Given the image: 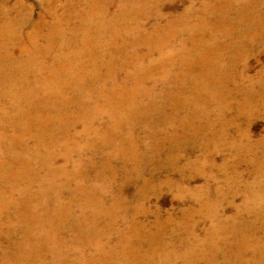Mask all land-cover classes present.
<instances>
[{
    "label": "bare ground",
    "instance_id": "1",
    "mask_svg": "<svg viewBox=\"0 0 264 264\" xmlns=\"http://www.w3.org/2000/svg\"><path fill=\"white\" fill-rule=\"evenodd\" d=\"M176 1L65 0L61 8L55 4L49 8L46 15L50 21L43 17L30 33L23 32L29 17L12 19L0 12V17L8 19L0 22V184L6 185L0 187V264H15L17 260L38 264L37 257L45 251L57 257L69 248L62 235L71 231L75 233L72 243L80 255L89 258L81 263L78 257V264H162L156 242L163 227L157 225L152 230L137 225L136 220H126L130 223L121 229L124 214L118 213L115 202L110 208L102 207L106 203L99 193L104 189L88 186V168L99 163L98 169L94 167V177L104 180L110 178L108 173L120 172L113 161L121 158L125 163H121L123 174L119 176L129 184L134 177L145 178L143 170L149 162L148 170L154 171L149 193L154 194L158 189L156 172L166 166L176 170L181 149H193V143L204 141L206 148L212 146L213 153L244 150L235 140L227 141L229 125L222 123L218 128L225 113L217 108L222 106V98L230 96L222 90L226 79L230 80L224 78L230 67L217 63L223 53L234 63L242 49L251 51L258 46L264 50V0H185L188 4L180 13L165 16L163 6ZM156 52L158 56H154ZM253 91L239 106L242 110L247 102L254 103ZM217 111L222 115L212 120ZM146 121L149 128L142 125ZM81 125L82 130H78ZM107 148L111 149L106 154ZM202 151L204 159L187 163L185 168L191 170L189 179L204 176L211 181L215 176L205 170L210 162ZM89 152L94 154L89 157L93 165L83 170L82 158ZM73 154L76 159H72ZM60 156H64L62 162L58 161ZM218 165L215 161L210 164L224 182L241 186V174L233 169L237 176L229 177L228 168ZM38 167L45 170L42 178ZM256 172L263 183L245 184L247 199L242 213L224 219L218 214L219 206L231 195L233 186L228 192L225 186L213 192L210 186L181 189L179 196L191 198L199 206L194 213L213 221L209 233L213 249L207 256L196 257L189 248L170 256L186 257L184 264H201L202 260L204 264H264L262 157L256 159ZM62 176L65 183L60 186L57 180ZM72 178L79 180L80 192L96 193V201L91 198L80 214L75 212L73 201L83 193L66 190ZM108 181L103 182L107 188ZM65 191L69 192V202L62 198ZM195 216L185 210L182 220L192 222ZM165 223L173 224L170 219ZM220 235L233 236L232 241H223ZM113 236L114 244L110 243ZM96 249L108 257H99ZM248 252L251 258L245 257ZM66 258L57 264H74Z\"/></svg>",
    "mask_w": 264,
    "mask_h": 264
},
{
    "label": "rangeland",
    "instance_id": "2",
    "mask_svg": "<svg viewBox=\"0 0 264 264\" xmlns=\"http://www.w3.org/2000/svg\"><path fill=\"white\" fill-rule=\"evenodd\" d=\"M64 1L65 0H0V12H2V13L6 12L5 14H7V16H8V14H10V17H12V19L17 17V16H20V15L21 16L23 15L22 17H24L25 19H28V17H29L30 21H29L28 25L26 26V28L24 29L23 32L24 33H30V31L33 30V28L35 27V24L37 22H39V20H41L43 17L45 18V20L50 21L51 17H48L46 15V11L49 8H51L54 4L58 5V8H61L63 6V4H64ZM193 1L197 2L198 0H193ZM187 4H188V2H186L185 0H177L173 4L166 3L163 6V13L165 14V16L176 15L177 13H180L183 10V8L185 7V5H187ZM3 17H0V22L8 21L7 18H3ZM151 21L149 22V24H151L153 22V21L152 22ZM171 44H173L172 41H171ZM142 48H144V47H142ZM242 50H241L240 54L236 58H234V60H235L234 63H232V61H231V59H233V58L231 56L228 57V54H224L223 53L221 56H218L219 62L217 64H219V65H223L224 64V65H227V66L230 67V69H227L225 71V74H224L225 75L224 78H229L230 80L228 81L226 79L227 82H226L225 86L222 87V90H223L224 94L230 93L231 97L230 96H225V98H222V100H221L222 106L220 108H217V109L223 110L222 112L225 113V115H222V112L217 111V113H215L217 115L213 114L211 116V118H212V120H214L217 117H220L218 114L222 115L220 118L223 119V121L220 124H218V128L221 127L222 123H225L227 126L229 125L228 126V131L230 132V134H227L228 135L227 136L228 137L227 141L228 142H232V141L235 140L234 142L237 144V146H241L242 145V147L244 148L243 151H239V150H237V148H230V149L220 150L218 153H213L212 150H210V149H212V146H211V148L207 147L208 148L207 149L206 145H203L204 141H201V144L193 143V145L195 146L194 148L192 147L193 149H191V148L188 149V146H187V149H186V147L184 149H181V151L179 153L180 154L179 155L180 158H182V159H180L181 160L180 161L181 164L177 163V166H176L177 169L176 170L166 166L165 169H163L162 171L156 172L157 173V181H158L157 182L158 183V185H157L158 189H157L156 192H158V193L155 192L154 194L149 193V186H151V184H149V179L151 180L152 175H153L152 173L154 172V171L151 172V170H148L150 168L149 167V162H147V164L145 163L146 164L145 165L146 166V170L145 169L143 170L145 172V174H144L145 178L142 179V178H135L134 177V179L132 180L133 182L127 184V183H124L121 180L122 177L119 176V175L123 174V170H121V166L122 167H124V166L121 165V163H125L121 158H117L116 161H113L114 162L113 166L115 168L119 167L118 171H120V172L117 175H115V174L113 175L112 173H108L107 174L108 177H109V175H111L110 178H107V179H104V180H101L100 178L96 179L94 177V175H95L94 167L96 168L98 166L96 169H98L100 167L99 163H97L96 165L95 164L93 165V162L89 163L90 162V158H92V155L94 156V154H91L89 152L88 154H86L85 157L82 158V163L81 164L83 166V170H84V168H87V167L93 165V167L88 168L90 170V173H91V177H90L89 181L87 182L88 186L90 185V187H96L99 191L101 189H104L101 194L99 193V196L100 197L102 196L103 201L105 200L104 202L106 203V205L102 204V207L103 208L104 207L105 208H110L115 202L116 206H117V209H118V213L121 212V213L124 214L125 219L122 222L119 223V226H120L121 229L125 228V225H128L130 223V222H128V223L125 222L126 220H129V221L130 220L131 221L132 220H134V221L136 220L135 222H136L137 225H139V224L143 225V226L146 225L149 229H152V230H155L153 228L155 226H157V225L159 227H163L162 230H161L160 240H159V242H156L157 243V247L159 248V251L162 253L160 255V257L158 258V260L162 264H167V263L168 264H184L187 261V258L184 257V256H183L184 258L182 256L181 257L179 256V257H176V258L175 257L174 258L171 257L170 256L171 252H177L178 251V253L182 254L184 252H187L188 251L187 249L189 248L190 250L192 249L194 251V252L193 251L192 252L197 257V255L207 256V255H209L211 253V250L213 249L212 248L213 247V243H212V241L210 239L211 235L209 234L211 232V228H212L211 222H213V221L210 218H209V220H208V218L207 219L203 218V217L201 218L198 215V213H194V210H197V208L199 206L196 204V202L193 199L188 198V197L183 198V197L179 196V191L181 189H183L186 186L190 187V188H201V189H203V187H205V186H207V187L210 186V190H211V192H213L216 189V187H219L220 189H222L225 186V189L228 192L230 187L233 186L234 188L230 192L232 196L231 195L229 197L225 196L224 197V201L225 202L222 201L221 205L219 206L220 209H219V213L218 214L221 216V218L224 219L225 217L228 218V217L233 216L235 214H241L242 213V210H241L242 207L241 206L243 205L244 200L246 201V199H247V198L245 199V197L247 196V194L245 192V189H244L245 184H247V185L255 184L256 185V183L257 184L263 183L261 175L259 176V174H257V172H256V159H258V158L261 159V157L264 158V146H263L264 145V83H262V82H264V50L259 48L258 46H256V48L254 50L251 49V51L250 50L249 51H245V50L242 51ZM157 52L154 54V56L155 55L158 56ZM220 62H222V63H220ZM226 62H228V63L226 64ZM241 71H242V73H241ZM243 79H245V80H243ZM251 80H252V82H251ZM236 81H238V82H236ZM240 81H241V83H240ZM229 83H232V84H229ZM247 86H248V88H247ZM250 90H252V91L255 90L256 91V92L255 91L252 92V93L255 94L253 96V99H251V101H254V103L253 102H250V103L247 102L248 106L244 107V109L242 110L241 107H239V106L242 103H244L246 99L249 100L248 96H249V91ZM238 91H239V93H238ZM257 91H259V92H257ZM260 96H262V97H260ZM224 101H225L226 104H224ZM258 102H260V103H258ZM227 104H229L228 108L226 109V107H225V108L222 109V107L226 106ZM229 108H230V110H229ZM261 111H263V112H261ZM214 117H216V118H214ZM147 122L148 121L144 122L143 124L142 123H140V124L145 125V126H147V128H149V123H147ZM77 129L78 130H82V125L78 126ZM240 137H244V138H242L243 142H241ZM254 144H256V145L260 144V145L256 146ZM257 147H259L260 149L257 148ZM110 149L109 148L105 149L104 150L105 153L106 154H107V152L109 153ZM57 150L59 151V149H57ZM57 150H56V152L58 153ZM202 150L206 151V159H208L210 164L214 163V161H215V163L217 165L219 164L220 166L222 164H224L222 166H226L228 168V172H227L226 175H228L229 177H232V176L236 177L237 176L236 174H234L232 172L233 169H235L239 174H241V176H242V180H241V183H240L241 186L240 187L236 186V185L234 186L232 183H230V185H229V182H230L229 180H228L229 182H227V181L224 182L223 181V176L220 175L218 170L216 171V169H212L210 164L209 165L206 164V166L207 165L208 166L205 168V170L207 169L206 170L207 172L211 171V174L213 176H215V177H213L214 179L212 178L211 181L210 180L208 181V179L206 177H204V176H202V177L198 176L197 178H195L193 180L189 179V174L191 173V170L190 169H186L185 165H187V163L197 161V159L203 160L204 159V156H203L204 151H202ZM138 151H139V149H138ZM255 151H257L258 153L255 152ZM186 153H187L188 157L186 156ZM60 157L61 158L58 161L62 162L63 159H64V156H60ZM76 157H77L76 154L72 155V159H76ZM252 157H254V158H252ZM83 161H84V163H83ZM131 167H132V164H131ZM38 168L39 169H37V171H38L37 173L39 175H41V176H39V175L38 176L42 178L43 176H45V174H44L45 170L43 168H40V167H38ZM69 168H72L71 165H69ZM180 170L181 171L183 170L182 171L183 174H181ZM184 172H185L186 175L184 174ZM251 172H253V173H251ZM156 173H155V178H156ZM146 176H147V178H146ZM173 176H174V178H173ZM260 178H261V180H259ZM64 180H65V176L59 177L58 180H57L58 185L60 184V186L61 185L63 186V183H65ZM190 180H192V181H190ZM104 181H108L109 182L108 188H107V186L104 185V183H103ZM114 181H115V183H114ZM182 181H184V182H182ZM121 182H123V183H121ZM76 183L78 184L79 180L77 178H72L70 180V182H69V186H68L69 188H67L66 190L69 191V192L70 191H79V193H81V194L83 193L82 195H77L76 198L74 199V201L71 199L74 202L73 204H75L74 205L75 212L77 211L76 213L80 214L81 211L85 208V206H87V204L89 202H92L91 198H92V200L94 199L93 200L94 202L96 201V199H95L96 198V193H94V192L91 193L89 190L87 191L86 189H84L86 191H82L81 190V192H80V190L77 189V184ZM167 183H169L170 186L167 185ZM165 184H166V186H165ZM201 184H203V185H201ZM136 185H138V186H136ZM176 185H179L180 187L176 186ZM5 186H6L5 184H0V187L2 189L6 188ZM115 186L117 187V189H116ZM144 187H146V189L148 188L147 189L148 192L147 191L146 192H143V191L141 192V190ZM138 189H139V191H138ZM67 191H65V193H64L65 196L64 197L62 196V198H63L64 201L69 202V197H68L69 192H67ZM72 193H75V192H72ZM141 193H143V194H141ZM121 194H122V196H121ZM209 196H210V199L212 200L213 193L212 194L210 193ZM89 197H90V199H89ZM143 198L145 199V201L143 200ZM76 199H78L79 202H77L78 200H76ZM83 199L85 200L84 202H83ZM120 199H121V201H120ZM138 201H139V203H138ZM248 201H250V200H248ZM81 202H83V203H81ZM120 204H122V205H120ZM141 207L144 210H142ZM136 208H138V209H136ZM124 210H126V211H124ZM185 210L186 211H191L193 214L196 215L195 218L191 219L192 222H190V220L183 222L182 216H183V212ZM220 210H221V212H220ZM137 212H139V213H137ZM132 214H133V216H132ZM126 216H127V218H126ZM204 217H207V216L205 215ZM197 218H198V220H197ZM169 219L173 222V224H171V225H168L166 223L164 224V221L167 222ZM121 223H123V224H121ZM183 223H184V225H183ZM132 225H135V224L132 223ZM189 225L190 226L192 225V226L190 227ZM176 227L178 229H176ZM167 229H169V230L167 231ZM178 230H180V231H178ZM179 232H180V234H179ZM169 233L172 234V235H170ZM73 234H75V233H73L71 231V232H66L64 235H62L63 236L62 240L66 239L65 242H67L64 245H66V244H67V246L69 245L68 246L69 248L64 249L65 251L63 250L61 252V254L59 253V255H57V257H54L55 255H53L52 253H48L47 254L46 251H45L44 255L41 254V258L37 257V259H36L37 263L40 264V263L43 262L44 264H48V263L49 264H51V263L52 264H57L58 262L61 261V259L66 258V257H67L66 258L67 260L73 261L74 264H76V263L78 264V262L76 260L78 257H80L81 263H82L83 260H86V259H87L86 261H88L89 258H87L86 255H84V254L80 255L81 253L79 251L78 246L76 244L72 243L73 242ZM176 234H179V235L176 236ZM220 236L225 238V239H223V241L224 240L227 241L230 238V242L232 241V237H233V236L228 237L227 235L226 236L220 235ZM114 240H115V236H113L110 239V243L114 244V242H115ZM57 241H59V240H57ZM164 242H166V244ZM178 243H182V244L177 245ZM183 244H185V245H183ZM175 245H176V247H174ZM198 246H199V248H198ZM194 247H196L197 249L194 248ZM96 251L98 252L97 255L99 257H101V258L102 257L105 258V256L108 257L107 256L108 254H106L105 252H101L100 253V251L98 249H96ZM205 251H206V253H203ZM163 253H164V255H163ZM200 253H202V254H200ZM65 254H67V255H65ZM70 254H72V256ZM245 255L244 256L247 257V258H251L253 256V255H251L250 252L246 253ZM182 259H184V260H182ZM188 260H190V259H188ZM232 260H235V258L233 256H232ZM17 261H15V264H19V262H20V264L21 263L27 264V262L24 261V260H20V261L17 260ZM202 261L206 262L205 260H202ZM204 262H202L201 264H204ZM0 263H1V255H0ZM96 264H100V263L96 262ZM144 264H148V263L145 261Z\"/></svg>",
    "mask_w": 264,
    "mask_h": 264
}]
</instances>
